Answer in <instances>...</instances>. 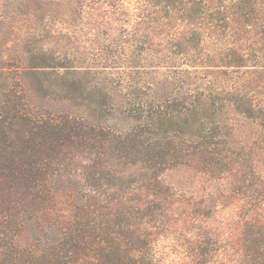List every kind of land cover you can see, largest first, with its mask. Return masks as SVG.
Wrapping results in <instances>:
<instances>
[{
	"label": "trees",
	"instance_id": "obj_1",
	"mask_svg": "<svg viewBox=\"0 0 264 264\" xmlns=\"http://www.w3.org/2000/svg\"><path fill=\"white\" fill-rule=\"evenodd\" d=\"M78 3L99 27L107 21L117 27V42L130 48L128 63L101 71L52 67L66 82L71 75L91 79L66 87L80 96L87 115L40 127L42 117L32 127L54 135L68 126L70 155L85 148L73 177L82 184L85 207H39L36 217L70 246H48L30 257L14 251L12 230L23 221L1 214L7 260L264 264V0ZM115 54V62L125 55L123 49ZM32 166L58 173L64 165ZM172 174L187 177L193 191L169 181ZM38 186L43 191L45 180ZM231 207L232 218L217 220ZM30 208L25 212L33 220Z\"/></svg>",
	"mask_w": 264,
	"mask_h": 264
},
{
	"label": "rangeland",
	"instance_id": "obj_2",
	"mask_svg": "<svg viewBox=\"0 0 264 264\" xmlns=\"http://www.w3.org/2000/svg\"><path fill=\"white\" fill-rule=\"evenodd\" d=\"M86 7L82 13L78 0H0V215H12L13 223L23 221L12 230L16 235L14 251L19 249L20 254L29 257L48 246H60L58 251L70 246L62 243L58 231L38 219L39 214L36 217L39 207H85L82 184L73 180L87 158L85 148L80 145L79 151L70 155L73 148L68 137L72 133L68 126L54 135L32 127L37 128L39 124L34 123L42 117L45 121L40 127L46 122L52 124L54 118L87 115L80 96L69 95L66 87L73 79L84 82L90 77L71 75L66 82L52 67L62 63L101 71L104 66L128 63L130 48L117 42V27L110 21L99 27L96 15ZM118 49H123L125 55L115 62ZM51 56L60 60L53 62ZM46 161L64 166L58 173L52 168L39 172L32 166ZM43 180L42 191L38 185ZM168 180L193 191L187 177L172 174ZM91 185L99 189L98 184ZM26 207L35 214L33 220H29ZM235 212V207L221 209L217 220L232 218ZM7 258L10 256L6 257L0 247V264H11Z\"/></svg>",
	"mask_w": 264,
	"mask_h": 264
}]
</instances>
